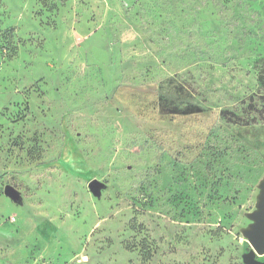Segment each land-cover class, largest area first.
I'll use <instances>...</instances> for the list:
<instances>
[{
    "label": "rangeland",
    "instance_id": "rangeland-1",
    "mask_svg": "<svg viewBox=\"0 0 264 264\" xmlns=\"http://www.w3.org/2000/svg\"><path fill=\"white\" fill-rule=\"evenodd\" d=\"M263 180L264 0H0V264H245Z\"/></svg>",
    "mask_w": 264,
    "mask_h": 264
},
{
    "label": "water",
    "instance_id": "water-1",
    "mask_svg": "<svg viewBox=\"0 0 264 264\" xmlns=\"http://www.w3.org/2000/svg\"><path fill=\"white\" fill-rule=\"evenodd\" d=\"M88 187L96 198H100L106 185L95 179L89 183ZM259 189L260 193L257 198L256 209L247 214V218L251 223L242 230L243 236L252 247L251 252L244 256L245 264H264V262L257 259L258 256H264V180L259 185ZM5 195L15 202L20 200L19 193L10 186L6 187Z\"/></svg>",
    "mask_w": 264,
    "mask_h": 264
},
{
    "label": "trees",
    "instance_id": "trees-1",
    "mask_svg": "<svg viewBox=\"0 0 264 264\" xmlns=\"http://www.w3.org/2000/svg\"><path fill=\"white\" fill-rule=\"evenodd\" d=\"M263 75H259V80L262 79ZM173 89V94L176 96L175 100H172L171 103H167L166 100V92L163 89L161 93V111L163 113L171 114V115H195L200 114L204 111L201 105L196 101V98L189 91L188 87L182 83L174 81V79H170ZM221 115L226 118L228 121L232 119L233 122L238 123L240 118H238L235 114L224 111L221 112ZM237 121V122H236Z\"/></svg>",
    "mask_w": 264,
    "mask_h": 264
}]
</instances>
